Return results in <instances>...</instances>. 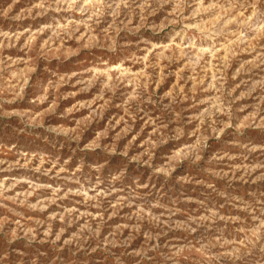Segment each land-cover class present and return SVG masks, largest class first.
Returning <instances> with one entry per match:
<instances>
[{"label": "rangeland", "instance_id": "374dc122", "mask_svg": "<svg viewBox=\"0 0 264 264\" xmlns=\"http://www.w3.org/2000/svg\"><path fill=\"white\" fill-rule=\"evenodd\" d=\"M0 264H264V0H0Z\"/></svg>", "mask_w": 264, "mask_h": 264}]
</instances>
